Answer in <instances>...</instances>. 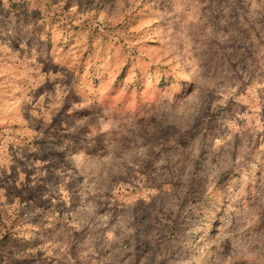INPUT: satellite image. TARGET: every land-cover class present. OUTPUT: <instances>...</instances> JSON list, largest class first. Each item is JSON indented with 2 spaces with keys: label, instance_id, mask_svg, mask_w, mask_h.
<instances>
[{
  "label": "rangeland",
  "instance_id": "374dc122",
  "mask_svg": "<svg viewBox=\"0 0 264 264\" xmlns=\"http://www.w3.org/2000/svg\"><path fill=\"white\" fill-rule=\"evenodd\" d=\"M0 264H264V0H0Z\"/></svg>",
  "mask_w": 264,
  "mask_h": 264
}]
</instances>
